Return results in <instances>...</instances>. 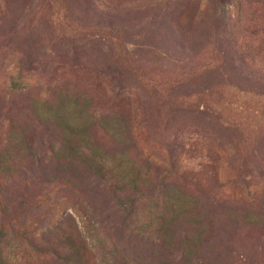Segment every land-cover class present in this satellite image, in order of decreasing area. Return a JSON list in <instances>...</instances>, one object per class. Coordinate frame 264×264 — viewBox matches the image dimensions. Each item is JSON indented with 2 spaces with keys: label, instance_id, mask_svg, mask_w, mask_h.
I'll use <instances>...</instances> for the list:
<instances>
[{
  "label": "rangeland",
  "instance_id": "374dc122",
  "mask_svg": "<svg viewBox=\"0 0 264 264\" xmlns=\"http://www.w3.org/2000/svg\"><path fill=\"white\" fill-rule=\"evenodd\" d=\"M0 264H264V0H0Z\"/></svg>",
  "mask_w": 264,
  "mask_h": 264
}]
</instances>
